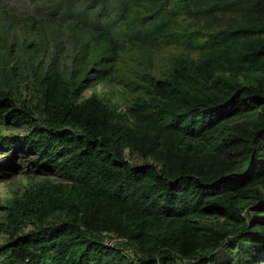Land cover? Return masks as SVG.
<instances>
[{
	"label": "trees",
	"instance_id": "trees-1",
	"mask_svg": "<svg viewBox=\"0 0 264 264\" xmlns=\"http://www.w3.org/2000/svg\"><path fill=\"white\" fill-rule=\"evenodd\" d=\"M0 9V264H264V0Z\"/></svg>",
	"mask_w": 264,
	"mask_h": 264
},
{
	"label": "rangeland",
	"instance_id": "rangeland-1",
	"mask_svg": "<svg viewBox=\"0 0 264 264\" xmlns=\"http://www.w3.org/2000/svg\"><path fill=\"white\" fill-rule=\"evenodd\" d=\"M15 3V2H11ZM10 9L8 10L9 15L16 13L19 16H23V14L28 11L29 7L25 5L24 3H18V4H10ZM5 12L4 10L0 9V13ZM94 90L101 91L105 95H116L119 94L120 88L117 87H108L99 84L96 87L89 88L84 92V96L88 97ZM3 156H0V198L2 200H6L11 194H13L14 190L18 187L24 184L25 177L27 176V169L24 168L20 171V169H16L15 166L11 169H7L6 167H3ZM20 159L17 160L16 164H20ZM18 166H21L18 165ZM16 169V170H15ZM29 172V171H28ZM33 173V172H32ZM14 183V184H13ZM0 238H2L0 236Z\"/></svg>",
	"mask_w": 264,
	"mask_h": 264
}]
</instances>
